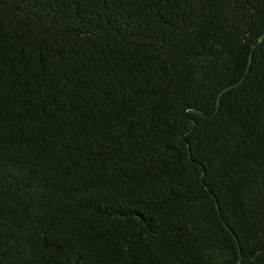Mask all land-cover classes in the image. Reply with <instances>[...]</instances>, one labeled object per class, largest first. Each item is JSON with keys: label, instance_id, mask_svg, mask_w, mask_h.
<instances>
[{"label": "trees", "instance_id": "trees-1", "mask_svg": "<svg viewBox=\"0 0 264 264\" xmlns=\"http://www.w3.org/2000/svg\"><path fill=\"white\" fill-rule=\"evenodd\" d=\"M0 264H264V0H0Z\"/></svg>", "mask_w": 264, "mask_h": 264}]
</instances>
